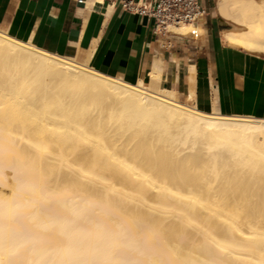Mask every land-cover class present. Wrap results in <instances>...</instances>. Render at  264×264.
<instances>
[{"label": "bare ground", "instance_id": "1", "mask_svg": "<svg viewBox=\"0 0 264 264\" xmlns=\"http://www.w3.org/2000/svg\"><path fill=\"white\" fill-rule=\"evenodd\" d=\"M217 2L244 26L223 41L264 53V0ZM187 102L0 29V264H224L250 249L216 234V216L241 228L209 178L264 177V119Z\"/></svg>", "mask_w": 264, "mask_h": 264}, {"label": "crops", "instance_id": "2", "mask_svg": "<svg viewBox=\"0 0 264 264\" xmlns=\"http://www.w3.org/2000/svg\"><path fill=\"white\" fill-rule=\"evenodd\" d=\"M122 1L0 0V29L106 74L174 91L204 110L264 119V53L223 41L235 26L217 0H203L209 13L198 23L200 38L157 35L152 18Z\"/></svg>", "mask_w": 264, "mask_h": 264}, {"label": "rangeland", "instance_id": "3", "mask_svg": "<svg viewBox=\"0 0 264 264\" xmlns=\"http://www.w3.org/2000/svg\"><path fill=\"white\" fill-rule=\"evenodd\" d=\"M235 28L244 29V26H237ZM171 29V33H175L174 29ZM197 32L199 33V36L197 38H200L203 35V29L200 25ZM187 37L194 36L190 34ZM179 100H181L182 102L188 101L182 100L180 98ZM187 103L193 104L191 101H188ZM11 173L12 171L10 169H6V177H9L8 179L6 178L7 180L12 179L11 177H13V174L11 175ZM256 180L250 178L249 171H247L246 169L243 172L239 173L238 176L232 175L229 178L225 177L219 180H216L214 176L210 174L209 181H211L210 184L211 187H213L211 191L216 196V198L214 199H216L217 203H221L222 200V213H225L224 215H226L227 213L224 209L226 208V205L224 204L225 201L234 198V203H232L230 208L231 211L235 212V214L230 215V219L231 221L236 222V224L239 223L238 226L241 228V230L238 231L235 224H232V222L230 223V221L226 220L227 216H216V234H218L219 237H222L224 240H235L246 244V246H250V249L235 248L238 253H231L230 251L224 252V264H259L257 263V261L259 260L255 261V259H253L251 255L254 257L256 256L255 258L258 259L259 257L257 255L262 256L264 254V235L262 237L261 234V232H263L262 230H264V204L261 205V195L264 193V177L261 180ZM10 192L11 187L0 185V196H9ZM220 193L223 194V196ZM216 194H218V196ZM219 194L222 196V198L221 196H219ZM217 208L221 207L218 206ZM251 212L253 213V218L257 220V224L260 228L255 227L251 229L249 226L242 222L243 218L248 216ZM243 232L252 233L243 234ZM213 245L210 247L215 249L214 252L212 251L213 253H215V251L218 249ZM252 248L256 249V251H254V254L251 253L253 251ZM248 250H250V252ZM255 252H257V254ZM260 252L262 255H260Z\"/></svg>", "mask_w": 264, "mask_h": 264}, {"label": "built area", "instance_id": "4", "mask_svg": "<svg viewBox=\"0 0 264 264\" xmlns=\"http://www.w3.org/2000/svg\"><path fill=\"white\" fill-rule=\"evenodd\" d=\"M122 6L130 12L152 18L157 35L170 33V27L181 24L199 27L198 23L203 21L209 13V8L203 0H156L153 3L123 0ZM191 35L198 37L199 33L192 31Z\"/></svg>", "mask_w": 264, "mask_h": 264}]
</instances>
